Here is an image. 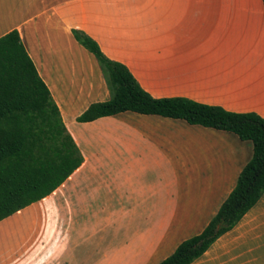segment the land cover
Masks as SVG:
<instances>
[{"label":"crops","instance_id":"0c3cea01","mask_svg":"<svg viewBox=\"0 0 264 264\" xmlns=\"http://www.w3.org/2000/svg\"><path fill=\"white\" fill-rule=\"evenodd\" d=\"M83 162L0 221V264H158L201 233L253 155L250 141L181 119L124 112L84 33L151 97L264 118L263 0H0ZM191 264H264V193Z\"/></svg>","mask_w":264,"mask_h":264},{"label":"trees","instance_id":"16d2710c","mask_svg":"<svg viewBox=\"0 0 264 264\" xmlns=\"http://www.w3.org/2000/svg\"><path fill=\"white\" fill-rule=\"evenodd\" d=\"M72 34L97 60L110 92L108 101L91 104L77 118L78 122L134 112L181 119L189 125L233 133L241 141L252 143V158L216 215L201 233L182 241L158 264L193 263L230 231L264 193V118L183 98L155 99L124 65L106 58L92 39L76 30ZM82 162L83 157L18 32L1 36L0 221L49 195Z\"/></svg>","mask_w":264,"mask_h":264}]
</instances>
